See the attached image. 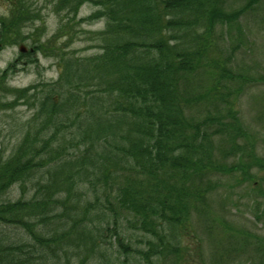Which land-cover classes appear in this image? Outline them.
I'll list each match as a JSON object with an SVG mask.
<instances>
[{
  "label": "trees",
  "instance_id": "1",
  "mask_svg": "<svg viewBox=\"0 0 264 264\" xmlns=\"http://www.w3.org/2000/svg\"><path fill=\"white\" fill-rule=\"evenodd\" d=\"M47 1L70 25L20 57H55L57 76L36 93L8 88L13 100L0 105L32 110L8 152L0 147V264H180L192 214L212 227L217 174L262 192L264 158L236 108L251 78L234 65L247 37L240 18L261 0L230 10L226 0ZM10 3L2 29L35 16ZM85 3L94 9L77 17ZM93 21L95 51H64Z\"/></svg>",
  "mask_w": 264,
  "mask_h": 264
},
{
  "label": "rangeland",
  "instance_id": "2",
  "mask_svg": "<svg viewBox=\"0 0 264 264\" xmlns=\"http://www.w3.org/2000/svg\"><path fill=\"white\" fill-rule=\"evenodd\" d=\"M10 1L13 3V0H0V74L10 62L14 66L7 71L6 78L1 82L5 89L0 90V105L13 100L8 88L33 85L29 93H36L41 90L40 85L56 78L55 57L46 56L38 50L33 54L35 60L28 62L26 55L20 57V52H26L34 43H42L56 35L60 27L70 25L66 17L61 19V15L54 12L47 0H16L25 8L28 7L31 15L36 18L30 16V19L34 18L24 22L17 18L12 27L2 29L3 21L6 24L12 21L8 17L9 10L13 7ZM241 3L242 0H226V7L230 10ZM93 9L91 4L85 3L80 6L77 17H84ZM256 14L255 17L249 14L247 19L245 16L240 18L247 37L241 50L235 55L234 65L238 73L251 79L245 81L237 98L236 108L244 130L253 142V150L258 157L264 158V0H261ZM101 27V21L81 23L71 43L68 47H63L64 51H73L76 55L93 53L94 42L86 38L89 32ZM56 38V45L66 40L64 35H57ZM20 47H24V50L20 51ZM31 111L29 105L22 103L12 108L0 106V147H4L6 152L18 139L22 123ZM260 172L257 174L262 177V180L257 178L259 190L262 191L260 195L251 191L253 189L250 182L234 184L233 177L227 174H217L214 177L213 180L219 182V187L209 197V213L214 221L208 223L212 227L207 231L204 224L192 214L189 226L180 234V255L183 259L180 264H264V171ZM231 185L232 189L229 188ZM119 221L124 229L129 227L124 220ZM227 225L229 230L224 227ZM127 231L133 233L137 240L141 237L129 228ZM229 235L234 238L231 239ZM229 239L232 250L224 254V245ZM132 245L136 246L137 242L132 240ZM223 254L226 256H220ZM219 258L223 263L219 262ZM154 261L156 264L175 263L174 257Z\"/></svg>",
  "mask_w": 264,
  "mask_h": 264
},
{
  "label": "water",
  "instance_id": "3",
  "mask_svg": "<svg viewBox=\"0 0 264 264\" xmlns=\"http://www.w3.org/2000/svg\"><path fill=\"white\" fill-rule=\"evenodd\" d=\"M24 50V47H20V51H23Z\"/></svg>",
  "mask_w": 264,
  "mask_h": 264
}]
</instances>
